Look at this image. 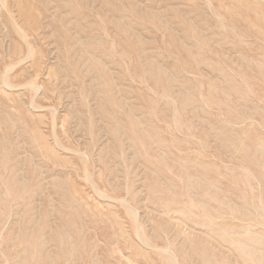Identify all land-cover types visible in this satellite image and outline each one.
<instances>
[{
  "label": "rangeland",
  "instance_id": "1",
  "mask_svg": "<svg viewBox=\"0 0 264 264\" xmlns=\"http://www.w3.org/2000/svg\"><path fill=\"white\" fill-rule=\"evenodd\" d=\"M0 2V264H264V0Z\"/></svg>",
  "mask_w": 264,
  "mask_h": 264
},
{
  "label": "bare ground",
  "instance_id": "2",
  "mask_svg": "<svg viewBox=\"0 0 264 264\" xmlns=\"http://www.w3.org/2000/svg\"><path fill=\"white\" fill-rule=\"evenodd\" d=\"M5 1H6V0H5ZM0 3H1V2H0ZM2 6H3V5H2ZM250 20H251V19H250ZM100 21H101V20H100ZM114 51H115V50H114ZM209 53H210V52H209ZM30 54H31V53H30ZM109 56H110V55H109ZM22 61H23V60H22ZM24 62H25V61H24ZM27 62H28V61H27ZM22 64H23V63H22ZM8 70H9V69H8ZM220 72H221V71H220ZM6 79H7V78H6ZM6 79H5V80H6ZM7 81H8V80H7ZM4 82H5V81H4ZM3 84H4V83H3ZM29 84H30V83H29ZM27 85H28V84H27ZM8 86L10 87V85H8ZM6 87H7V86H6ZM23 87H24V86H23ZM35 87H36V86H35ZM37 88H38V87H37ZM12 89H13V88H12ZM31 89H32V88H31ZM36 91H37V90H36ZM37 92H38V91H37ZM35 94H37V93L35 92ZM31 107H32V106H31ZM39 111H40V110H39ZM174 119H175V118H174ZM176 120H177V119H176ZM180 122H181V121H180ZM177 123H179V122H177ZM185 125H186V123H185ZM178 126H179V125H178ZM253 127H254V126H253ZM256 133H257V132H256ZM261 135H262V133H261ZM261 137H262V136H261ZM34 138H35V137H34ZM243 138H244V137H243ZM244 139H245V138H244ZM251 140H252V139H251ZM184 141H185V140H184ZM243 142H244V141H243ZM243 142H242V143H243ZM245 142H247V141H245ZM251 142L254 143L255 141H251ZM259 142H260V139H259ZM262 142H264L263 139H262ZM256 143H257V142H256ZM263 144H264V143H263ZM60 145H61V144H60ZM242 145H243V144H242ZM57 147H59V146H57ZM252 147H253V145H252ZM242 148H244V147H242ZM246 148H247V147H246ZM253 148H254V147H253ZM244 150H245V149H243V151H244ZM248 150H249V148H248ZM94 151H95V150H94ZM179 153H180V152H178V154H179ZM261 154L263 155V152H262ZM198 155H199V154H198ZM260 156H261V155H260ZM81 158H82V157H81ZM84 158H85V157H84ZM260 158H261V157H260ZM45 160H46V159H45ZM83 160H84V159H83ZM156 160H157V159H156ZM201 161H203V160H201ZM49 162H50V161H49ZM187 162H188V161H187ZM84 163H85V162H84ZM211 163H213V162H211ZM209 165H210V164H209ZM250 165H251V164H250ZM202 166H203V165H202ZM207 166H208V165H207ZM244 166H245V165H244ZM198 167H199V166H198ZM203 167L205 168V166H203ZM225 167H226V166H225ZM212 168H213V167H212ZM217 168H218V167H217ZM232 169H234V168H232ZM235 169H236V168H235ZM203 171H204V170H203ZM216 171H217V169H216ZM243 171H244V170H243ZM252 173H253V172H252ZM211 174H212V173H211ZM211 174H210V175H211ZM245 174H246V173H245ZM248 174H250V173H247V175H248ZM126 175H127V174H126ZM228 175H229V174H228ZM233 175H234V174H233ZM240 175H241V174H240ZM250 175H251V174H250ZM253 175H255V174H253ZM253 175H252V176H253ZM225 177H226V176H225ZM253 177H254V176H253ZM87 180H88V179H87ZM258 180H259V179H258ZM89 181H90V179H89ZM212 181H213V180H212ZM216 182H217V181H216ZM89 183H90V182H89ZM213 183H214V182H213ZM213 183H211V184H213ZM93 184H94V183H93ZM216 184H217V183H216ZM235 184H236V183H235ZM213 185H214V184H213ZM181 186H182V185H181ZM229 187H231V186H229ZM250 187H251V186H250ZM6 190H7V189H6ZM239 191H240V190H239ZM260 191H261V190H260ZM100 192H101V191H100ZM187 192H188V191H187ZM242 192H243V191H242ZM104 193H105V192H104ZM105 194H106V193H105ZM252 195H253V194H252ZM260 195H261V194H260ZM232 196H233V195H232ZM241 199H242V198H241ZM236 200H237V199H236ZM109 201H110V200H109ZM239 201H240V200H239ZM259 201H260V200H259ZM120 202H121V201H120ZM220 202H221V201H220ZM251 202H252V201H251ZM115 203H116V202H115ZM123 203H124V202H123ZM228 203H229V202H228ZM228 203H227V204H228ZM260 203H261V202H260ZM124 204H126V203H124ZM124 204H123V205H124ZM191 204H192V203H191ZM205 204H206V203H205ZM235 204H236V202H235ZM185 205H186V204H185ZM197 205H198V204H197ZM222 205H223V204H222ZM192 206H193V204H192ZM228 206H229V205H228ZM240 206H242V205H240ZM126 207H129V206H125V208H126ZM207 207H208V206H207ZM209 207H210V206H209ZM223 207H224V206H223ZM242 207H243V206H242ZM195 208H196V207H195ZM195 208H194V209H195ZM198 208H199V205H198L197 209H198ZM212 208H214V207H212ZM232 208H233V205H232ZM202 209H203V208H202ZM241 209H242V208H241ZM248 209H249V208H248ZM254 209H255V208H254ZM127 210H128V209H127ZM243 210H244V209H243ZM190 211H191V210H190ZM202 211H203V210H202ZM230 211H232V210H230ZM234 211H236V210H234ZM262 211H263V210H262ZM129 212L131 213V215H132V216L136 219V221H137V218H138V213H137V211H136L135 209L129 207ZM263 212H264V211H263ZM191 213H192V212H191ZM195 213H196V212H195ZM226 213H227V212H226ZM233 213H234V212H233ZM247 213H249V212H247ZM251 213H252V212H251ZM251 213H250V215H251ZM197 214H198V213H197ZM201 214H202V213H201ZM263 214H264V213H263ZM228 215H229V214H228ZM228 215H227V216H228ZM230 215H231V214H230ZM117 216H118V215H117ZM193 216H194V215H193ZM219 216H220V213H219ZM221 216H223V215L221 214ZM243 216H244V215H243ZM253 216H255V215L253 214ZM256 216H257V215H256ZM259 216H261V215H259ZM210 217H211V216H210ZM216 217H217V216H216ZM225 217H226V216H225ZM231 217H233V216L231 215L229 218H231ZM221 218H223L222 220L225 221L224 216L221 217ZM246 218H247V217H246ZM250 218H251V217H250ZM250 218L248 217L247 219H250ZM132 219H133V218H132ZM132 219H131V221H132ZM213 219H214V218H213ZM216 219H218V217H217ZM231 219H232V218H231ZM233 219H234V218H233ZM236 219H237V218H235V221H236ZM238 219H239V218H238ZM259 219H261V217H259ZM262 219H263V218H262ZM262 219H261V220H262ZM220 220H221V219H220ZM240 220H241V219H240ZM251 220H252V219H251ZM251 220H250V223H249V224H250V227H251V225H252V224H251ZM263 220H264V219H263ZM211 221H212V220H211ZM211 221H210V222H211ZM214 221H215V220H214ZM241 221H242V220H241ZM252 221H253V220H252ZM226 222H227V221H226ZM230 222H231V220H230ZM232 222H234V221H232ZM237 222H239V221L237 220ZM237 222H236V223H237ZM242 222H243V221H242ZM244 222H245V221H244ZM254 222H255V221H254ZM256 222H258V221H256ZM212 223H213V222H212ZM236 223H234V224H236ZM247 223H248V221H247ZM247 223H245V224H247ZM231 224H232V227H233V223H231ZM239 224H240V223H239ZM249 224L246 225V226L248 227ZM228 225H229V222H228ZM236 225H237V224H236ZM255 225H256V224L253 223V226H255ZM230 226H231V225L226 226L225 229H227V228L230 227ZM237 226H240V225H237ZM237 226H236V227H237ZM253 226H252V227H253ZM256 226H257V228H259L258 225H256ZM260 226H261V225H260ZM232 227H231V230L229 229L230 231H232ZM244 227H245V226H244ZM248 228H249V227H248ZM263 228H264V227H263ZM263 228H262V229H263ZM225 229H224V230H225ZM238 229H239V228H238ZM253 229H254V228H253ZM139 230H140V229H139ZM224 230H223V231H224ZM234 230H235V229H234ZM234 230H233V231H234ZM256 231H259V230L256 229ZM139 232H141V230H140ZM162 232H163V231H162ZM235 232H236V230H235ZM235 232H234V233H235ZM142 233H143V231H142ZM136 234H137V233H136ZM223 234H225V233H223ZM223 234H222V235H223ZM136 236L140 237L139 234L136 235ZM143 236H144V235H143ZM256 236H257V235H256ZM220 237H221V236H220ZM222 237H223V236H222ZM258 237H259V235H258ZM141 238H142V237H141ZM228 238H229V237H228ZM262 239H263V237H262ZM129 240H130V239H129ZM139 240H140V238L138 239V241H139ZM233 240H234V239H233ZM233 240H232V241H233ZM143 242H144V244H145V247H147L146 245L150 244V243H148L149 241L147 242L146 240H144ZM234 244H235V243H234ZM259 244H260V243H259ZM262 244H263V243H262ZM141 246H142V245H141ZM257 247H258V245H257ZM165 249H166V248H165ZM259 249H260V248H259ZM261 249H262V248H261ZM230 251H231V250H230ZM164 252H165V251H164ZM164 252H163V253H164ZM167 252L169 253V251H167ZM166 254H167V253H166ZM166 254H165V255H166ZM147 256H148V255H147ZM168 256H169V261L171 262V264H178L174 255H168ZM165 259H166V258H165ZM239 259H240V258H239ZM209 260H210V259H209ZM215 260H216V259H215ZM166 261H167V260H166Z\"/></svg>",
  "mask_w": 264,
  "mask_h": 264
}]
</instances>
